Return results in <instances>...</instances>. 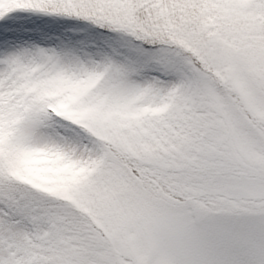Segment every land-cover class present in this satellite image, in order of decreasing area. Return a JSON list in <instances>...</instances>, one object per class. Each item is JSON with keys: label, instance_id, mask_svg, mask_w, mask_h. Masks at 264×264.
<instances>
[{"label": "snow or ice", "instance_id": "1", "mask_svg": "<svg viewBox=\"0 0 264 264\" xmlns=\"http://www.w3.org/2000/svg\"><path fill=\"white\" fill-rule=\"evenodd\" d=\"M0 264H264V0H0Z\"/></svg>", "mask_w": 264, "mask_h": 264}]
</instances>
